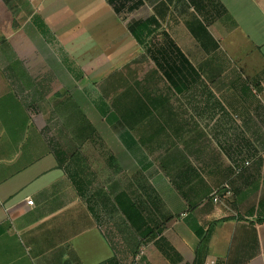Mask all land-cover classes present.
<instances>
[{"label":"crops","instance_id":"crops-1","mask_svg":"<svg viewBox=\"0 0 264 264\" xmlns=\"http://www.w3.org/2000/svg\"><path fill=\"white\" fill-rule=\"evenodd\" d=\"M128 1L132 10L118 13L108 0H0V51L8 52L3 63L13 70L7 89L14 88V96L22 98L16 116L25 119L19 144L0 145V264L193 263L210 226L202 264H264V220H259L264 218V0H202L201 10L192 0ZM15 2L22 10L13 14ZM108 6L119 22L118 34L100 41L97 49L88 47V55L92 53L80 62L87 64L77 77L59 55H72L79 63L74 33L85 29L86 45L97 41ZM36 18L44 21L46 32ZM90 21L94 23L88 25ZM108 43H113L111 56ZM122 59L178 64V96L161 97L166 114L182 119L181 134H206L210 141L205 147L210 156L201 154L197 162L202 167L195 169L194 179L189 177L193 186L184 182L187 194L165 174L168 197H156L159 203L146 200L141 209L142 193L133 181L141 166L118 136L119 129L134 132L135 124L118 127L111 148L117 159L113 167L118 173L130 172L128 182L117 174L109 190L111 184L92 168L93 177L81 174L80 189L67 166L70 159L65 157L60 166L58 147L47 143L45 122L36 119L69 117L76 111L107 135L104 116L84 105L73 88L86 79L85 70L88 74L95 68L88 63ZM184 93L194 96L183 99ZM135 97L129 116L146 118L152 105L135 104ZM62 149L73 152V146ZM83 155L90 165L89 155ZM95 182L97 190L92 189ZM225 183L227 192L220 189ZM218 189L220 198L215 200ZM126 201L147 222L151 217L163 223L162 231L144 239L141 231L155 225H133L124 215ZM107 214L119 216L126 225L106 220Z\"/></svg>","mask_w":264,"mask_h":264},{"label":"rangeland","instance_id":"rangeland-1","mask_svg":"<svg viewBox=\"0 0 264 264\" xmlns=\"http://www.w3.org/2000/svg\"><path fill=\"white\" fill-rule=\"evenodd\" d=\"M108 7L109 12L105 14L106 18L103 20L105 22L102 28L98 31L96 30L98 36L95 35V38L93 35L97 41L94 40V42L86 45L88 36L85 29L74 33V42L77 41V44L75 43V49L73 50L77 53L80 60L79 63H76L73 57L71 58L72 55H59L65 62L75 63L77 73L84 72L81 71L80 67L82 68V65L87 63L80 62L90 57L92 52L88 55V47L97 49L100 47V41L101 43L107 42L118 34L117 30L120 29V25L118 27L119 22L114 18L115 14L112 8ZM11 10L12 13L14 12L13 14L21 11L22 4L16 2L11 4ZM90 22L88 25L94 23L93 21ZM81 40L84 43L80 42ZM112 44L108 43L106 46L108 56L113 55ZM126 50L124 47L123 53L121 52L122 55L125 54ZM7 55L8 52L0 51V130H6L5 133H0V145L11 143L14 146L20 142L25 119L16 116L22 110V98L19 100L17 96H14V88L11 91L7 89V80H9L10 73L13 71L8 66V63H3V57L5 56L6 59L4 60H7ZM122 61L123 59L121 63H88V65L90 64L91 67L95 66V68L88 69V74L85 70L86 79L77 82L73 88L75 95L79 93V99L85 100L84 105L91 104L92 108L94 107L95 110H98L104 116L101 117V122L107 128L109 135H105L104 130L101 132L97 130L86 137L88 129H84L86 127L84 125L79 128L80 123H83V119L76 111L71 113L69 117L46 116L41 118L37 116L36 119L41 124L45 122L43 127L46 126L47 129L43 131L47 143L52 142L58 149L73 146V152L69 150L68 158L70 160L67 166H71L72 170H78L83 175H87L90 172L89 176L91 177L94 175L92 168L97 173L101 172L108 185L111 184L109 190L114 189V184L111 181H113L115 175L118 174L117 177L123 176L124 183L128 182L126 179L131 177L130 172L123 171L118 173L113 167L115 160H117L111 156L113 155L111 148L114 147V139H116L115 131L123 123L129 126L135 124L134 132L130 128L119 129L118 136L141 166L139 172L133 175V181H135L134 183L137 185L139 192L142 193L139 194L138 198L141 209L147 203L146 200L149 202L154 200V202L159 203L157 199L159 196L168 197V185L164 180L165 174L171 176L172 183L176 187H179L186 179V183L193 186V182L189 184L191 182L189 177L191 176L194 179L195 169L202 167L197 162L198 157L201 154L205 157L210 156L211 151L205 149V147L210 145V141L207 140L206 134H181L178 123L182 119L171 118L166 114L168 110L164 106L162 95L165 93L171 96H178L179 91L172 83L170 84L162 69H157V63H122ZM66 66L68 67L67 64ZM99 66L101 67L98 68ZM63 94L68 93L63 92ZM197 94L200 95L199 93ZM134 95L147 99L146 102H143L140 98L135 97L137 100L139 99V103L135 104H139L142 107L146 105V108L147 105H152L151 112L146 114V118L137 119L134 116L132 117V115L129 116L128 110H131ZM181 96L183 99H187L194 95L188 96L184 93ZM64 97L66 98V95ZM73 99L76 98L73 97ZM173 104L176 105L175 103ZM100 108L106 110L108 113L107 117L105 113L101 112ZM134 109L140 113L143 111L141 107H135ZM122 115L124 116L122 117ZM194 137H199L201 140L194 139ZM201 147L204 149H201ZM83 151L89 155L90 165L83 155ZM110 161H113V163ZM174 162L180 163L181 166L172 167L171 165ZM180 169H184L181 174L179 173ZM227 185L226 183L223 184L220 189L223 187L225 192H227L230 188ZM92 189H98L96 182L92 183ZM216 191L219 193V189ZM184 194H187V192L184 191ZM124 208L130 210V206H127V201L124 203ZM124 215H126L125 211ZM109 219L114 224L126 225L119 216L107 214L106 220ZM0 249H2L1 246Z\"/></svg>","mask_w":264,"mask_h":264},{"label":"trees","instance_id":"trees-1","mask_svg":"<svg viewBox=\"0 0 264 264\" xmlns=\"http://www.w3.org/2000/svg\"><path fill=\"white\" fill-rule=\"evenodd\" d=\"M108 1L113 6L115 11L118 13H121L122 11H130L133 8V5H130L128 0H108ZM209 1H210V3L214 2V0H209ZM192 2L196 5V7L199 10H201L202 0H192ZM135 5H136V3H135ZM34 20H35L36 24L38 25V27H40L44 32L47 31V26L44 24V21H41V19H39V18H36ZM129 27L131 28L132 25L129 24ZM66 64L68 65L70 70L72 72H74L77 77H79V74H81V73H77V71H76L77 67H76L75 63H66ZM157 64H158L159 68L162 69V71L166 74L167 78L171 81V83L174 85V87L179 89L180 88L179 87V76H180L181 70H180V67L178 66V64H171V63H165V64L164 63H157ZM100 110L103 114L105 113L106 117L108 116V113L106 112L105 109L100 108ZM83 125L86 126V127H84V129H88L86 137H88L90 135V133H93L96 131L95 127L92 125V123L87 118L83 119V123H80L79 128L83 127ZM68 154H66L62 148H59L57 150V157H58L60 166L63 165V163L66 160L65 157H67ZM70 174L74 177L76 185H78V187H80V189H81L83 182L81 180L80 172L78 170H74ZM178 189L182 193H184V183L180 184ZM123 209L125 211L127 218L133 223V225H155L154 228H149V229H146V231H141L142 237L144 239L148 238L150 236H156V234L158 232L162 231L163 223H158L155 219H153L151 217H148L149 222H147L148 220L144 216L141 215V211L138 210V212H137V208L133 211H131V208H130V210L129 209L127 210L123 207ZM259 220L262 221V220H264V218L259 219ZM154 221H155V223L153 224ZM210 228H211V226H210ZM210 228L201 238V241H200V243L196 249L195 261L193 263H184V264H202L203 263V260L205 257V252L207 250V243H208L209 237H210Z\"/></svg>","mask_w":264,"mask_h":264},{"label":"built area","instance_id":"built-area-1","mask_svg":"<svg viewBox=\"0 0 264 264\" xmlns=\"http://www.w3.org/2000/svg\"><path fill=\"white\" fill-rule=\"evenodd\" d=\"M249 163H250V161H246V164H249ZM241 169H242V167H239L237 170L240 171ZM213 195H215V200H219L220 197H219V195H217V191H214ZM27 201L29 204H33V202H34L33 199H30V198L27 199Z\"/></svg>","mask_w":264,"mask_h":264}]
</instances>
